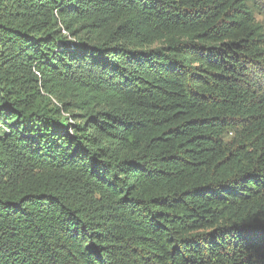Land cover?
<instances>
[{
  "label": "trees",
  "instance_id": "obj_1",
  "mask_svg": "<svg viewBox=\"0 0 264 264\" xmlns=\"http://www.w3.org/2000/svg\"><path fill=\"white\" fill-rule=\"evenodd\" d=\"M263 0H0V264H264Z\"/></svg>",
  "mask_w": 264,
  "mask_h": 264
},
{
  "label": "rangeland",
  "instance_id": "obj_2",
  "mask_svg": "<svg viewBox=\"0 0 264 264\" xmlns=\"http://www.w3.org/2000/svg\"><path fill=\"white\" fill-rule=\"evenodd\" d=\"M263 2H264V0H263ZM263 13H264V11H263ZM257 20H258L259 22H261V23L263 24V26H264V15H263V16L258 15V16H257Z\"/></svg>",
  "mask_w": 264,
  "mask_h": 264
}]
</instances>
